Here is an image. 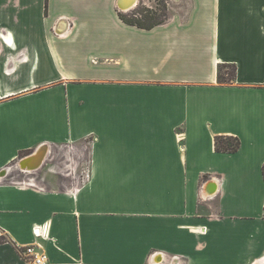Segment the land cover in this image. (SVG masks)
Masks as SVG:
<instances>
[{"label":"crops","instance_id":"crops-1","mask_svg":"<svg viewBox=\"0 0 264 264\" xmlns=\"http://www.w3.org/2000/svg\"><path fill=\"white\" fill-rule=\"evenodd\" d=\"M117 4L0 0V264H264V0H170L153 29ZM67 148L75 185L40 177Z\"/></svg>","mask_w":264,"mask_h":264},{"label":"rangeland","instance_id":"rangeland-1","mask_svg":"<svg viewBox=\"0 0 264 264\" xmlns=\"http://www.w3.org/2000/svg\"><path fill=\"white\" fill-rule=\"evenodd\" d=\"M169 5L170 0H139L137 6L134 7L131 12H141L143 14L142 16L146 15L147 12H149L153 17L165 19L171 16V13L174 12L173 10H171L173 8ZM231 71V69L223 70V72L226 73H230ZM82 146V144H76L73 152H69L70 156L73 158H75V156L78 157L76 153H81V151H84ZM68 150L70 151V149L68 148L55 150L52 156L48 159L47 165H45L44 169L39 172V176H45L47 182L56 186L64 185L65 187H71L75 185V180L71 176H63V174L70 175V173H72V158L69 156L67 152ZM89 154V148L87 146V148H85L84 165H82L79 172H82L84 168H87L90 156ZM9 168L10 174L8 176V181L23 180L24 178H26L19 173L18 168L15 167V164L10 165Z\"/></svg>","mask_w":264,"mask_h":264},{"label":"trees","instance_id":"trees-1","mask_svg":"<svg viewBox=\"0 0 264 264\" xmlns=\"http://www.w3.org/2000/svg\"><path fill=\"white\" fill-rule=\"evenodd\" d=\"M143 14L141 12H130L127 14H120V18L121 20L128 24V25H135V27H139L142 29H153L154 27L163 25L168 18H164L165 19H160L157 17H153L152 15H150L149 12H147L146 15L142 16ZM228 67V66H227ZM229 69H231L232 71L230 73H226V77L223 73V68L220 67L219 69V79L221 80V83L224 82H231L235 80L236 77V67L235 66H231L228 67ZM223 82V83H224ZM240 141L237 137H217L215 139V146H216V150L219 153H237L240 149ZM24 154V153H23ZM22 154V156H23ZM263 174H264V166H263ZM264 177V175H263ZM8 242V239L6 236L1 235L0 236V244L6 243Z\"/></svg>","mask_w":264,"mask_h":264},{"label":"built area","instance_id":"built-area-1","mask_svg":"<svg viewBox=\"0 0 264 264\" xmlns=\"http://www.w3.org/2000/svg\"><path fill=\"white\" fill-rule=\"evenodd\" d=\"M79 179H80L81 184H85L87 181H89V179H90L89 165L87 166V168H84L82 170ZM21 183L29 184L32 186L36 184L33 180L21 181ZM34 233L36 234V236L40 235L39 230L37 231V229L34 231ZM35 249H36V246H29L23 252V255L32 258L31 259L32 264H44V262L46 260V256L43 254L39 255V254L35 253Z\"/></svg>","mask_w":264,"mask_h":264},{"label":"bare ground","instance_id":"bare-ground-1","mask_svg":"<svg viewBox=\"0 0 264 264\" xmlns=\"http://www.w3.org/2000/svg\"><path fill=\"white\" fill-rule=\"evenodd\" d=\"M121 4L123 11H130L131 9L136 7V5L138 4V0H122ZM66 28H67V22H64L61 26V31H64ZM44 155L45 154L41 153L37 157L33 158L34 159L33 161L30 162V160H28L25 162V164L34 167L40 163Z\"/></svg>","mask_w":264,"mask_h":264},{"label":"water","instance_id":"water-1","mask_svg":"<svg viewBox=\"0 0 264 264\" xmlns=\"http://www.w3.org/2000/svg\"><path fill=\"white\" fill-rule=\"evenodd\" d=\"M138 1H139V0H138ZM121 3H122V0H118V4H117V5H118V8H119L120 10H122V4H121ZM136 6H137V5H136ZM131 10H132V9H131ZM122 11H123V10H122ZM61 26H62V24H61L60 27H59L60 30H61ZM41 153L45 154L44 150H43V151L41 150V151L39 152V154H41ZM21 167H22L23 169H25V165H24V164H21ZM212 184H214V183H212ZM214 186H215V185H214ZM210 193H212V191H211Z\"/></svg>","mask_w":264,"mask_h":264}]
</instances>
